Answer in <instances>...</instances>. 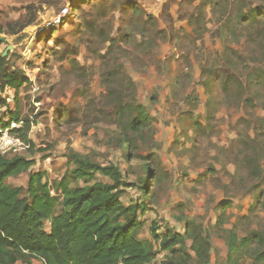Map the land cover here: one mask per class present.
I'll return each instance as SVG.
<instances>
[{"label":"rangeland","instance_id":"obj_1","mask_svg":"<svg viewBox=\"0 0 264 264\" xmlns=\"http://www.w3.org/2000/svg\"><path fill=\"white\" fill-rule=\"evenodd\" d=\"M28 5L34 22L11 33ZM0 25L6 71L29 80L1 93L0 120L17 110L36 146L4 154L34 160L8 185L26 192L40 170L60 179L72 150L115 165L123 205L145 206L134 236L157 252L150 264H264V0H0ZM167 229L182 236L175 253L160 249Z\"/></svg>","mask_w":264,"mask_h":264},{"label":"trees","instance_id":"obj_2","mask_svg":"<svg viewBox=\"0 0 264 264\" xmlns=\"http://www.w3.org/2000/svg\"><path fill=\"white\" fill-rule=\"evenodd\" d=\"M32 8L33 5H28L23 18L7 25L11 33L34 22V18H28ZM2 30L0 25V32ZM5 63V58L0 57V107L7 106L1 98L5 89L13 90L16 96L19 89L29 83L21 70L7 72ZM6 113V122L0 120V136L2 128L16 133L32 152L36 146L26 135L28 120L20 119L17 110ZM21 120L24 123L22 129L11 128ZM147 121L145 108L138 106L137 116L129 126L138 132ZM124 144L129 150L128 139H124ZM64 157L65 170L60 179L49 184L47 180L43 181L45 171L30 173L24 192L22 186H10L7 180L27 172L34 160L0 154V264L18 261L29 264L32 258H38L44 264H150L157 252L151 249L147 240L138 241L134 236L140 225L138 214L145 212V206L123 205L120 197L130 185L122 180L118 168L92 161L72 150ZM146 168L150 172L151 169ZM97 173L108 177L111 183L95 181L87 184ZM79 181L85 184L79 186ZM146 184L147 180H144L143 191L147 190ZM57 206L59 211L55 213ZM150 230L157 238L154 223ZM191 236L195 256L207 263L202 241L195 231ZM159 241L162 251L175 253L176 246L182 245V236L167 229ZM257 260L264 262V253ZM162 264L183 263L177 259Z\"/></svg>","mask_w":264,"mask_h":264},{"label":"built area","instance_id":"obj_3","mask_svg":"<svg viewBox=\"0 0 264 264\" xmlns=\"http://www.w3.org/2000/svg\"><path fill=\"white\" fill-rule=\"evenodd\" d=\"M162 1L163 0H157V2H162ZM66 12H67V8H64L63 10H61V12H59L57 17L53 20V24L54 25L59 24L61 20H63L64 18L63 16L65 15ZM27 148H28V145H26L19 139L10 137L8 135L7 130L4 133H2L0 136V154L2 155L9 152L10 150L20 151V150H24ZM117 264H121V263L118 262Z\"/></svg>","mask_w":264,"mask_h":264},{"label":"water","instance_id":"obj_4","mask_svg":"<svg viewBox=\"0 0 264 264\" xmlns=\"http://www.w3.org/2000/svg\"><path fill=\"white\" fill-rule=\"evenodd\" d=\"M3 41V38H0V42Z\"/></svg>","mask_w":264,"mask_h":264}]
</instances>
